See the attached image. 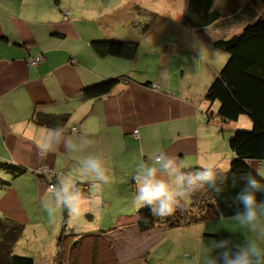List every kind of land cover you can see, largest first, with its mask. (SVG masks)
I'll use <instances>...</instances> for the list:
<instances>
[{
	"label": "crops",
	"instance_id": "crops-1",
	"mask_svg": "<svg viewBox=\"0 0 264 264\" xmlns=\"http://www.w3.org/2000/svg\"><path fill=\"white\" fill-rule=\"evenodd\" d=\"M121 12L119 3L112 6L103 0H0V162L26 171L0 190V216L24 225V231L33 228L35 243L30 245L36 253V264H59L56 241L63 211L57 213L54 222V249L42 251L39 234L47 223L41 200L49 195L50 188L48 180L35 176L34 171L48 167L62 172L75 186L87 185L83 195L89 198V204L82 216L87 215L91 221L82 230L89 232L76 233L79 236L75 241L83 236H98V244L89 239L83 245L88 250L98 246L101 251L107 248V241L115 253L130 249L126 259L118 258L119 264H151L150 256L156 264H207L220 238L231 235L234 242L243 243L257 238L258 233L242 228L233 218L216 219L215 226L158 225L141 232L137 211L142 207L135 203L137 185L133 177L140 164L160 150L176 155L185 171L205 164L216 165L221 172L229 171L234 158L229 139L238 127L228 124L222 128L215 112L208 118L209 105L204 97L185 85H173V76L180 68L173 63L168 45L155 50V54L150 50L148 72L154 66L155 76L138 72L137 58H100L91 44L106 37L111 19L114 23L124 22ZM191 29L201 33L200 29ZM36 56H42L44 61L34 67L28 65L27 60ZM118 77L128 81L116 89L119 94L115 97L98 102L84 97L85 88ZM147 83L159 89L145 86ZM174 86L179 89L174 90ZM37 112L69 115L62 136L57 137L61 142L43 160L37 154V145L44 143L49 128L36 124L33 118ZM135 131L138 138L134 137ZM63 140L78 150H66ZM87 141L90 147L80 151L79 146ZM90 152L104 158L110 176V181L94 194L90 192L93 179L82 174L79 164ZM249 165L264 175V162L251 161ZM1 175L9 181V175ZM126 197L129 203H120ZM188 197L182 203L191 201L192 206ZM119 204L132 208L135 215L123 216L113 228L102 230V221L94 215L109 214ZM216 225L223 227V232ZM195 227L196 236L195 231H190L187 240L167 238L168 233L177 235L180 229ZM45 235L46 232L42 234ZM131 237L134 242L129 240ZM190 237H195L194 241ZM68 258L64 264H70Z\"/></svg>",
	"mask_w": 264,
	"mask_h": 264
},
{
	"label": "trees",
	"instance_id": "trees-1",
	"mask_svg": "<svg viewBox=\"0 0 264 264\" xmlns=\"http://www.w3.org/2000/svg\"><path fill=\"white\" fill-rule=\"evenodd\" d=\"M220 1L218 3L217 0H190L187 12L189 26L201 31L211 26L217 27L220 23L239 28L229 39H209L216 49L226 52L229 59L205 93L204 99L209 104L207 116L212 118L215 112L222 128L239 121L241 116H247L252 121V130L235 131L229 139V147L234 158L226 179L218 173L217 186L222 189L221 193L216 194L208 188L198 191L190 195L193 201L191 207H186L181 201V207L172 215L163 218L154 216L148 206H143L137 211L138 228L141 232L151 231L158 225L177 228L221 218H233L234 207L238 205L234 204V207L230 205L233 204L232 198L242 186L239 176L245 173L256 175L257 172L250 167L249 163L264 162V0ZM225 2L228 3L226 8L222 5ZM91 46L100 58L113 57L126 61H134L140 49L139 44L135 42L94 41ZM127 81L125 77L110 79L85 88L83 95L94 102L112 98L119 94L115 93L116 89ZM145 86L155 89L152 83H147ZM33 119L36 124L49 129L59 125L63 131L69 121V115L37 112ZM196 169L198 168L190 171ZM25 173L26 171L17 165L0 162V190L6 189L11 184L10 180ZM1 174L9 175V181ZM34 175L46 178L49 188L55 185L58 177H64L62 172L54 171L51 175L37 172ZM86 186V184L78 183L76 188L85 194ZM258 199H264V196L258 194ZM62 216L61 233L56 241L57 262L64 264L66 258L64 253L69 250L70 264H81L84 259L78 251L82 248L83 241L95 239V243L98 244L99 237L83 236L76 242L75 239L79 235L67 229L68 213L63 211ZM23 234L24 225L12 219L0 217V264H36L33 257L13 254V249ZM104 242L109 249L112 248L109 242ZM97 247L93 248L89 254L92 259L91 264H117L107 260L106 262L97 261L99 251ZM73 254L76 255L73 256Z\"/></svg>",
	"mask_w": 264,
	"mask_h": 264
},
{
	"label": "rangeland",
	"instance_id": "rangeland-1",
	"mask_svg": "<svg viewBox=\"0 0 264 264\" xmlns=\"http://www.w3.org/2000/svg\"><path fill=\"white\" fill-rule=\"evenodd\" d=\"M103 1L105 3L108 2L112 4V6L118 5L119 3V6L122 8L120 17L125 19L124 22L120 23H114V19H111V24L106 27V37L96 41L135 42L141 44L137 57V60L139 61L136 69L138 72H146L150 76H155L154 66L151 67L149 70L150 72H148V60L151 57L150 50H152L153 54H155L154 52L161 51L164 49V46L168 45L170 49L169 52L171 53L173 58V63L175 65H179L180 68L179 72L176 73L175 76H173V85H185L186 87H189L194 91L192 93L201 95L202 97L205 96L208 88L222 71L223 67L229 59V55L224 51L216 49L209 41V39H229L238 31L239 28H233L225 25V23H220L217 27H208L204 31H201V33L193 31L187 21V12L190 0ZM229 1L230 0H228V2ZM217 2L219 3L221 1L217 0ZM222 5H225L224 8L228 7L227 2L223 3ZM218 7L219 6H217V8ZM221 9L223 10L222 7ZM113 16L114 15H112L111 17L114 18ZM38 57L39 56L29 58L27 60L28 65L31 64V60L34 59L35 61ZM182 72L185 74V78L182 77ZM156 86L157 85L154 84L155 89H158V86ZM174 87H171V89H174ZM177 89H179V86H176L174 90ZM232 124H235L238 127L236 131L252 130V121L247 116H241L239 121ZM73 132L76 131L73 130ZM133 134L134 137H137L135 133ZM147 161L150 162V158H148ZM229 171H227V174L229 173ZM129 201V198L126 197L123 198L120 203H129ZM191 203L192 202L190 201L187 205H184L186 207H191ZM133 215H135V213L132 208L126 205L119 204L118 208L113 210V212L109 214H102L100 216L94 215V217L96 219L100 218V221H102V224L104 226L102 230L107 231L108 229L113 228L117 220L121 217H131ZM46 220L47 223L45 225H42L43 229L41 228L39 234L42 245L44 246L42 251L48 253L51 249H54L56 247V244L53 240V235L56 234V224L49 221L47 214ZM90 221V217H88L87 215H81L76 220H69L67 229L75 233H88L89 231L82 230V226H84L85 224H89ZM214 223L215 222L213 220L210 222L197 223V225H214ZM204 228H210V226H204ZM216 229L222 232L224 230V228L219 225H216ZM190 231H195L193 233L194 236H196L197 229L195 227V229H180L177 235H175L177 232L168 233L167 238H177V240L179 239L181 241L187 240L189 237L188 232ZM45 232L46 235L42 236V234ZM58 233H61V227ZM202 233H204V231ZM190 238L194 241L195 237ZM129 240L134 242V237H131ZM32 243H35V232L33 228H28L24 231L21 240L14 247L13 254L17 256L23 255L22 257H34L36 253L31 250L30 244ZM85 243L86 242L82 244V248H80L78 251L84 259L83 263L81 264H91L92 259L89 255L91 249L88 250L86 246H83ZM22 245H25V247H23V249H19ZM100 247H105V245H101ZM129 253H131L129 248H123L121 252L118 251L117 253H115L113 247L111 249H109V247L101 248V251H98V257L96 260L99 262H106L107 260L109 262L119 264L121 262H119L118 258H125V256L127 257L129 255ZM64 254L68 258L70 256L69 250H67ZM75 255L76 254H73V256ZM150 258L152 260V262L150 263L156 264L154 262L156 260L151 256Z\"/></svg>",
	"mask_w": 264,
	"mask_h": 264
},
{
	"label": "clouds",
	"instance_id": "clouds-1",
	"mask_svg": "<svg viewBox=\"0 0 264 264\" xmlns=\"http://www.w3.org/2000/svg\"><path fill=\"white\" fill-rule=\"evenodd\" d=\"M58 135L62 136L59 125L48 129L44 143L37 145L41 160L61 142ZM63 144L68 151L78 150L68 140H63ZM90 144V141L81 144L79 150L84 151ZM150 161L141 163L133 177L137 185L135 203L137 207L148 206L154 216L161 218L172 215L185 197L198 191L208 188L216 194L221 193L222 189L217 186L218 173L223 179L227 176V170L221 172L213 164H205L194 171L182 170L177 156L162 150L153 153ZM79 164L82 174L93 179L90 185L93 194L110 181L106 161L100 155L90 152ZM238 179L242 186L230 205H238L234 207L233 219L258 236L243 243L234 242L231 235L220 238L213 245L215 255H209L207 264H264V199H258V194L264 196V175L257 171L256 175L245 173ZM50 189L49 195L41 200V207L51 223L60 211H66L70 220H76L87 209L89 198L68 177H58Z\"/></svg>",
	"mask_w": 264,
	"mask_h": 264
},
{
	"label": "built area",
	"instance_id": "built-area-1",
	"mask_svg": "<svg viewBox=\"0 0 264 264\" xmlns=\"http://www.w3.org/2000/svg\"><path fill=\"white\" fill-rule=\"evenodd\" d=\"M44 61V58L42 57V56H39L38 58H36V60L34 61V59L33 60H31V64H30V66H37V65H39V64H41L42 62ZM157 87V86H156ZM158 88V87H157ZM75 131H77V129H74ZM135 134L138 136V132L136 131L135 132ZM35 172H37V173H39V174H49V175H51V174H53V170L52 169H50V168H48V167H45V168H38V169H36L35 170Z\"/></svg>",
	"mask_w": 264,
	"mask_h": 264
}]
</instances>
